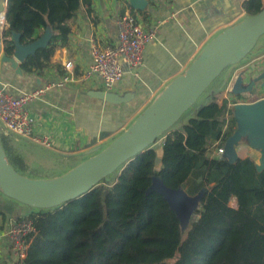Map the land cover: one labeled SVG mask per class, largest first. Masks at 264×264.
Listing matches in <instances>:
<instances>
[{"label": "trees", "instance_id": "trees-1", "mask_svg": "<svg viewBox=\"0 0 264 264\" xmlns=\"http://www.w3.org/2000/svg\"><path fill=\"white\" fill-rule=\"evenodd\" d=\"M93 2L7 0L0 51L12 57L16 35L23 46L47 36L19 68L21 75L41 76L69 41L74 19L84 9L92 13ZM243 8L256 15L264 0H247ZM234 111L227 100L202 105L180 129L118 170L112 182L109 176L90 193L24 217L36 232L18 264H264V170L249 157L235 163L211 157L214 143L222 147L234 134ZM0 140L12 166L21 174L30 171L11 141L4 135ZM161 146L163 167L156 172ZM156 176L171 189L201 196L186 232L164 197L147 193ZM233 199L236 207L230 206Z\"/></svg>", "mask_w": 264, "mask_h": 264}, {"label": "crops", "instance_id": "crops-1", "mask_svg": "<svg viewBox=\"0 0 264 264\" xmlns=\"http://www.w3.org/2000/svg\"><path fill=\"white\" fill-rule=\"evenodd\" d=\"M245 1L94 0L93 12L84 9L77 15L72 22L69 41L57 49L52 67L41 76L19 74L11 64L1 62L2 51L0 88L15 97L43 91L28 103L29 110L38 121L35 136H9L27 167L56 172L58 177L109 147L174 79L190 67L209 42L249 16L243 8ZM127 13L135 14L144 28H156L158 31L155 40L145 48L141 66L131 68L123 65L124 75L111 90L76 82L61 88H49L50 84L62 78L61 70L63 73L66 71L64 63L72 62L75 76H81L93 63L92 43L114 44L117 41L116 21ZM262 37L253 56L235 68L225 70L227 72L221 74L220 80H215L211 89L184 114L187 116L183 118V115L180 126L175 129H180L199 107L214 99L219 104L227 100L231 107L264 99L263 81H258L261 86L257 90H260H255L254 95L245 91L252 79L264 72ZM46 42L47 37H44L38 44L44 46ZM233 78L236 84L238 78H242L239 91L232 86ZM91 91L112 94L116 102L92 98L89 95ZM237 93L254 98L249 103L241 101L234 104L232 99L237 98ZM253 141L247 134L234 147V152L238 157L255 160L257 164L259 149L255 148ZM243 144L245 148L241 147ZM32 212L0 189V264H11L12 245L7 237L10 222Z\"/></svg>", "mask_w": 264, "mask_h": 264}, {"label": "water", "instance_id": "water-1", "mask_svg": "<svg viewBox=\"0 0 264 264\" xmlns=\"http://www.w3.org/2000/svg\"><path fill=\"white\" fill-rule=\"evenodd\" d=\"M2 10L0 16L7 11ZM264 35V9L233 27L225 29L207 44L190 67L153 101V103L109 147L55 179L29 178L19 173L10 163L0 140V189L17 202L36 209H52L93 191L102 181L116 173L140 154L146 153L165 133L176 125L183 115L199 100L211 84L228 68L239 63L256 46ZM47 37V36H46ZM15 51L12 57L3 55L2 63H9L18 73L20 65L41 47L38 42L23 46L15 36ZM263 81L264 72L251 86ZM237 83H242L238 78ZM250 90V89H249ZM248 90V91H249ZM247 92V91H246ZM92 98L116 102L114 95L91 91ZM237 128L225 143L224 158L235 163L239 157L234 147L247 134L261 153L259 171L264 170V99L250 104L234 106ZM155 171L163 167V146L155 151ZM147 193L164 197L181 223L194 214V207L201 196L189 197L184 190L171 189L160 177H154Z\"/></svg>", "mask_w": 264, "mask_h": 264}, {"label": "built area", "instance_id": "built-area-1", "mask_svg": "<svg viewBox=\"0 0 264 264\" xmlns=\"http://www.w3.org/2000/svg\"><path fill=\"white\" fill-rule=\"evenodd\" d=\"M5 9V8H4ZM7 24L5 14L0 16V28ZM117 41L114 44L102 45L92 43L91 56L93 63L81 76H75L74 64L64 63L66 69L62 78L50 84L52 87H64L72 82L89 86H103L111 90L123 77L126 65L136 68L142 65L146 46L157 37V29H146L139 23L133 13L119 16L117 21ZM6 29V27H5ZM43 91H35L19 97L10 95L0 88V129L5 136L18 135L23 137L35 136L38 121L28 108V103ZM49 145L48 142H46ZM216 142L213 145L211 157L224 158V146ZM36 229L33 221L15 219L10 222L7 237L12 245L11 264H18L26 257L31 236Z\"/></svg>", "mask_w": 264, "mask_h": 264}, {"label": "rangeland", "instance_id": "rangeland-1", "mask_svg": "<svg viewBox=\"0 0 264 264\" xmlns=\"http://www.w3.org/2000/svg\"><path fill=\"white\" fill-rule=\"evenodd\" d=\"M0 2H1V6H2V10H4V8L6 7V3H5V0H0ZM5 27H7V24H6V26ZM5 27H2V28H0V46H2V41H1V37H2V34H3V31L5 30ZM264 43V36L261 38V42H260V44H263ZM255 53V47H254V49L245 57V58H243L239 63H237V65H233V66H231V67H228V69H226L227 71L228 70H230V69H232V68H235L234 66H239V65H241L242 63L241 62H246L247 60H249V58L251 57V56H253V54ZM0 55H2V51H0ZM259 65V64H258ZM259 67V66H258ZM227 71H225V72H227ZM261 74H259V75H257L256 76V78H258L259 76H260ZM221 76H223V75H221ZM221 76L220 77H218L216 80L218 81V80H220V78H221ZM256 78H254V79H252L253 81L256 79ZM216 81V82H217ZM231 82L232 83H234V85H232L233 86V88H234V90H237V91H239L240 90V86H239V84L237 83H235V80H234V78L231 80ZM262 82V81H261ZM261 82H257L256 84H255V86L254 87H250V86H248V88H246L245 89V91H248L247 89H250L249 91H250V93L252 92V94L254 95V92H255V90H257V88H259L260 86H261ZM213 84V83H212ZM229 86H231V85H229ZM232 86H231V88H232ZM224 87L226 88V86L224 85ZM209 89H211V87H209L206 91H205V93L204 94H206V92H208V90ZM260 90V89H259ZM259 90H257V91H259ZM245 94H246V92H244ZM237 94H239V93H237ZM241 94V93H240ZM245 94H241L242 96H237V98H233L232 100L234 101V102H237V103H239V102H244V103H249V102H251L252 101V99L254 98V97H252V95H250V97H249V95H245ZM205 97H206V95H204ZM204 97V98H205ZM259 97V95L258 96H255V98H258ZM185 116H187V115H184V117L183 118H185ZM180 121L176 124V125H174V127H172L171 128V130L172 129H174V128H176V127H178V126H180ZM1 135H4L3 133H2V130L0 129V136ZM5 136V135H4ZM7 137V136H6ZM9 140H10V138H9V136L7 137ZM159 144V140L152 146L153 148H155L157 145ZM14 147V146H13ZM242 148H245V145L243 144L242 146H241ZM14 150L16 151V149L14 148ZM257 150V149H256ZM260 150H258L257 151V153H256V160H257V164L258 165H260L261 163H260V158H261V156H260ZM16 153H18L17 151H16ZM19 154V153H18ZM30 169V168H29ZM33 171H35V172H33ZM36 174H39L38 176H36ZM23 175H25V176H27V177H29V178H37V179H47V180H51V179H55L56 177H57V174H56V172H49V171H46V170H43V169H30V171H27L25 174H23ZM118 175V173L116 174V173H114L113 175H111L109 178H108V182H112L113 180H115V178H116V176ZM39 177H42V178H39ZM59 177V176H58ZM24 206H26V205H24ZM230 206L231 207H236V202H235V200L233 199V200H231V202H230ZM28 208H30L31 210H33V211H35L36 210V208H31V207H29V206H27ZM199 209V202H197L196 203V205H195V207H194V213L196 212V210H198ZM194 215L195 214H192L191 216H190V219H188V221L187 222H185V223H183L182 222V230H183V232H186V230L188 229V227H189V223H190V221L194 218Z\"/></svg>", "mask_w": 264, "mask_h": 264}]
</instances>
